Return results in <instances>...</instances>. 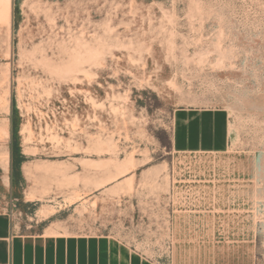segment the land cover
<instances>
[{
	"label": "rangeland",
	"instance_id": "rangeland-1",
	"mask_svg": "<svg viewBox=\"0 0 264 264\" xmlns=\"http://www.w3.org/2000/svg\"><path fill=\"white\" fill-rule=\"evenodd\" d=\"M198 113L213 139L178 137ZM0 212L144 264H264V0H0Z\"/></svg>",
	"mask_w": 264,
	"mask_h": 264
},
{
	"label": "crops",
	"instance_id": "crops-1",
	"mask_svg": "<svg viewBox=\"0 0 264 264\" xmlns=\"http://www.w3.org/2000/svg\"><path fill=\"white\" fill-rule=\"evenodd\" d=\"M196 121L182 117L178 124V137L182 132L189 142H203L204 129L211 139L218 129L215 113L206 116L198 113ZM206 115V114H204ZM195 119V118H194ZM205 124V125H204ZM206 124H213L212 126ZM232 252L226 264H258L240 251ZM0 264H144L130 250L116 248L109 241L93 237L21 233L14 227L11 216L0 212Z\"/></svg>",
	"mask_w": 264,
	"mask_h": 264
}]
</instances>
